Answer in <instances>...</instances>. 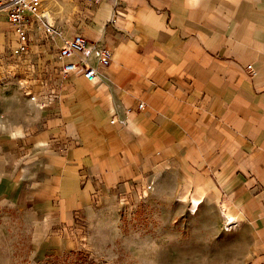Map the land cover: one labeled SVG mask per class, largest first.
Wrapping results in <instances>:
<instances>
[{"label":"crops","instance_id":"0c3cea01","mask_svg":"<svg viewBox=\"0 0 264 264\" xmlns=\"http://www.w3.org/2000/svg\"><path fill=\"white\" fill-rule=\"evenodd\" d=\"M96 3L65 35L110 50L95 81L53 72L57 45L24 56L36 101L19 91L9 103L0 196L45 224L71 223L133 182L179 173L255 228L248 264H264V0ZM10 26L0 11V61L14 63ZM117 103L126 124L113 122Z\"/></svg>","mask_w":264,"mask_h":264},{"label":"rangeland","instance_id":"374dc122","mask_svg":"<svg viewBox=\"0 0 264 264\" xmlns=\"http://www.w3.org/2000/svg\"><path fill=\"white\" fill-rule=\"evenodd\" d=\"M96 4L95 0H42L40 14L44 19L30 23V47L48 44L54 47V41L46 38L44 23H50L65 38L88 21ZM16 38L15 47H18L17 35ZM57 40L60 44L63 41L60 37ZM25 55L14 58V63L9 58L0 61V93L5 98L0 100V129L5 127L9 103L14 102L19 91L29 99L34 95L26 93L35 85L25 76L30 71L21 66L28 57ZM54 61L53 72H59L56 57ZM151 181L152 188L147 189ZM148 183L143 186L142 182L140 185L133 182L103 206L88 213H76L71 223L53 225L43 223L31 211L18 210L0 196V264L250 262V253L254 252L259 237L255 228L239 222L236 215L206 190H190L192 185L199 187L197 179L184 178L178 173L176 178L172 176V180L160 185L153 179ZM158 189L166 192L158 193ZM194 198L199 201L196 208H193Z\"/></svg>","mask_w":264,"mask_h":264},{"label":"built area","instance_id":"2783aa9c","mask_svg":"<svg viewBox=\"0 0 264 264\" xmlns=\"http://www.w3.org/2000/svg\"><path fill=\"white\" fill-rule=\"evenodd\" d=\"M99 2L101 0H95ZM115 4L117 0H114ZM42 0H0V11L5 12L8 20L13 25L14 31L18 37L19 45L13 51V55L21 57L30 52L31 36L30 23L43 21L44 15L40 14V7ZM118 6H116V9ZM112 25L117 24L116 18L112 19ZM46 38L53 40L58 47L56 59L58 62V69L61 77L66 78L69 75H83L85 79L93 82L99 75L101 67H107L112 62V54L110 50L100 42H90L86 37L80 33L74 34L71 38H63L58 29H55L50 23L45 24ZM63 39L62 43L58 45L57 39ZM251 73L254 72L253 66L248 67ZM42 86H46L45 81H41ZM26 93L32 95L30 89ZM28 95V96H29ZM53 95V94H50ZM31 101H36V96H30ZM42 103L40 106H43ZM144 103L138 105L142 109ZM130 108L123 107L119 103L116 106V114L113 122L126 124L127 116ZM153 181L147 184V189H151Z\"/></svg>","mask_w":264,"mask_h":264},{"label":"bare ground","instance_id":"6f19581e","mask_svg":"<svg viewBox=\"0 0 264 264\" xmlns=\"http://www.w3.org/2000/svg\"><path fill=\"white\" fill-rule=\"evenodd\" d=\"M193 204H194V206H193V208H196L197 206H198V204H199V201H198V199L197 198H194L193 199ZM194 210V209H193ZM232 221H233V219L232 220H230V222L232 223Z\"/></svg>","mask_w":264,"mask_h":264}]
</instances>
